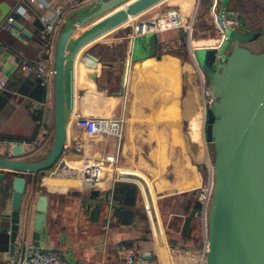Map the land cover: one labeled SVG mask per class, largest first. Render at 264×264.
Here are the masks:
<instances>
[{
    "label": "crops",
    "instance_id": "crops-1",
    "mask_svg": "<svg viewBox=\"0 0 264 264\" xmlns=\"http://www.w3.org/2000/svg\"><path fill=\"white\" fill-rule=\"evenodd\" d=\"M92 1L40 0V8H34L25 0H0V6L10 7L6 23L0 25V79L7 83L0 89V153L9 144L23 145L24 153L39 156L51 149L55 139V76L46 85L44 78L22 67L41 62L55 69L58 39L68 13ZM210 3L212 0H155L117 26L109 29L106 24L104 34L83 45L72 69L74 49L94 24L74 34L65 56L64 151L51 169L36 179L28 176L15 243L11 223L0 215V264L45 250L60 254L66 264H119L121 246L135 251L138 264H173V250L201 248L196 197L206 173L199 142L191 140L188 130V122L199 113L190 72L193 61L188 29L193 39L218 36ZM45 5L46 11L41 8ZM170 12L180 15L184 27L157 33L156 17ZM226 12L245 19V26L239 21L237 32L262 30L250 45L264 47V0H229ZM55 13H61L64 21L51 39L44 33L41 17L54 18ZM9 18L28 34L10 28ZM136 25H140V34L135 32ZM88 52L100 61L94 90L84 81L82 61ZM79 116L123 117L121 141L106 135L89 136L76 125ZM107 158L117 159L118 171L133 173V181L115 182L116 166L104 162L99 184L92 189L84 187L77 177L79 170ZM114 189L111 196L116 203L135 213L131 225H124L121 215L92 214L100 195ZM92 191L99 197H91ZM42 195L49 198V212L37 248L32 227L36 201ZM5 199L7 193L0 187V214L5 211Z\"/></svg>",
    "mask_w": 264,
    "mask_h": 264
},
{
    "label": "water",
    "instance_id": "water-1",
    "mask_svg": "<svg viewBox=\"0 0 264 264\" xmlns=\"http://www.w3.org/2000/svg\"><path fill=\"white\" fill-rule=\"evenodd\" d=\"M153 2L155 0H95L68 13L56 49L55 139L52 147L39 156L36 152L24 153L23 145L9 144L0 153V187L7 193L5 211L0 215L11 223L14 243L21 228L28 176L36 179L52 168L64 151L65 56L71 38L81 28L94 24L93 30L76 45L75 56L85 43ZM228 2L222 0V13ZM129 4L127 11L120 10ZM9 15L10 7L1 5L0 25L6 23ZM226 17L232 19L233 15L226 14ZM237 18L245 26V19ZM13 27L28 34L18 23L10 26ZM181 36L184 38L186 33L182 31ZM257 38L255 32H236L228 55L216 63V72L210 80L216 102L207 114L206 139L215 150L216 184L209 214L207 264H264V47L258 54L248 47ZM82 68L87 88L94 90L100 69L99 58L86 53ZM115 191H108L100 197L98 192L92 191L91 197H99L92 214L103 212L111 218L121 215L122 223L131 225L135 213L116 203L111 196ZM48 212L49 198L42 195L36 201L32 227L37 248L48 221ZM28 216L29 209L26 219Z\"/></svg>",
    "mask_w": 264,
    "mask_h": 264
},
{
    "label": "built area",
    "instance_id": "built-area-1",
    "mask_svg": "<svg viewBox=\"0 0 264 264\" xmlns=\"http://www.w3.org/2000/svg\"><path fill=\"white\" fill-rule=\"evenodd\" d=\"M25 1L31 7L40 8V0ZM41 8L44 11L48 10L47 5L42 6ZM210 12L213 25L218 33L216 38L193 39L190 35L191 29H188V45L191 59L193 61V67L190 72L195 80V88L197 90V94L194 97V102L196 103L199 111L198 117L196 116L194 119L188 122V130L191 140H197L199 142L197 143V148L203 154V164L206 170L205 182L200 185L196 197V201L200 206L198 214L202 226V246L197 251L178 249L173 250V264H207V257L209 253V214L215 191L216 169L214 165V159L211 157L210 143H208L206 139V125L208 111L213 108L216 98L211 90L210 79L200 65L197 52L209 50L220 51L224 48L227 40L229 39V32L231 30L237 29L240 26L238 18L228 19L226 17L227 12H221V0H212ZM127 19L128 17L126 20ZM41 20L44 24V33L52 39L57 33L59 26L63 23L64 17L61 13H55L54 18H49L47 15H43ZM131 20L132 19H129L126 23H129ZM13 23H15L13 18H9L7 20V25L11 26ZM183 27L184 24L182 23L181 17L178 13H166L156 17L154 21V29L157 33H164ZM135 32L140 34V25L135 26ZM78 53L72 57V69L74 68L73 65ZM221 59H223V56L218 55L219 62ZM22 69L29 73H35L38 77L44 78V84L46 85H49L50 78L53 79L56 73L54 68H47L41 62L35 65H23ZM71 83L73 84L74 82L71 81ZM6 85V81L0 79V89H4ZM124 122L125 121L123 117L105 119L79 116L77 118L76 125L82 130L86 131V133L91 137L96 135H106L109 137H114L118 142H120L123 135ZM104 162H109V164H114L116 166V176L114 178L115 182L126 183L133 181V173L126 170L118 171L117 159L107 158V160L101 161V163L99 162L97 164L89 162L79 170L77 177L84 187L92 189L99 184L102 179ZM147 206L150 217L152 218V205L148 202ZM118 262L119 264H138L135 251L132 248L121 246L118 249ZM9 264H66V262L60 254L51 250H45L32 252L22 257L13 259Z\"/></svg>",
    "mask_w": 264,
    "mask_h": 264
},
{
    "label": "rangeland",
    "instance_id": "rangeland-1",
    "mask_svg": "<svg viewBox=\"0 0 264 264\" xmlns=\"http://www.w3.org/2000/svg\"><path fill=\"white\" fill-rule=\"evenodd\" d=\"M236 32H237L236 30H231L229 32V37H230L229 41L226 42L225 47L223 49H221L220 51L209 50V51L197 52V57H198V60L200 62V65L210 80L216 72V63L218 62V55L226 58V56L228 55V50H229L230 45H231L230 42L233 41L232 38ZM254 32L256 33V37H259L263 33L262 30H258V29H255ZM248 47L252 51L254 50L255 52H258V51L261 52L263 45H261V47H259V48H256L253 45H249ZM210 152H211L212 159H214L215 158V150H214L213 145H211V144H210Z\"/></svg>",
    "mask_w": 264,
    "mask_h": 264
},
{
    "label": "trees",
    "instance_id": "trees-1",
    "mask_svg": "<svg viewBox=\"0 0 264 264\" xmlns=\"http://www.w3.org/2000/svg\"><path fill=\"white\" fill-rule=\"evenodd\" d=\"M209 2H211V0H209ZM211 4V3H210ZM14 141H17V142H20L19 140H13L12 142H14ZM51 169V168H50ZM49 170V169H48ZM46 172V171H45ZM205 173H206V170H205ZM197 207H198V209L200 208V206H199V204L197 203ZM200 241L201 240H199V242H198V246L200 245ZM197 249H198V247H197Z\"/></svg>",
    "mask_w": 264,
    "mask_h": 264
},
{
    "label": "bare ground",
    "instance_id": "bare-ground-1",
    "mask_svg": "<svg viewBox=\"0 0 264 264\" xmlns=\"http://www.w3.org/2000/svg\"><path fill=\"white\" fill-rule=\"evenodd\" d=\"M130 5V4H129ZM129 8V7H128ZM128 8L126 9V8H120V10H123V9H126V10H123V11H127L128 10Z\"/></svg>",
    "mask_w": 264,
    "mask_h": 264
}]
</instances>
